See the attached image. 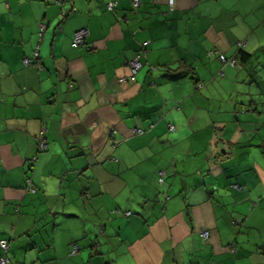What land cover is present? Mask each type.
I'll return each instance as SVG.
<instances>
[{
  "label": "crops",
  "instance_id": "0c3cea01",
  "mask_svg": "<svg viewBox=\"0 0 264 264\" xmlns=\"http://www.w3.org/2000/svg\"><path fill=\"white\" fill-rule=\"evenodd\" d=\"M0 239L7 264H264V0H0Z\"/></svg>",
  "mask_w": 264,
  "mask_h": 264
},
{
  "label": "built area",
  "instance_id": "2783aa9c",
  "mask_svg": "<svg viewBox=\"0 0 264 264\" xmlns=\"http://www.w3.org/2000/svg\"><path fill=\"white\" fill-rule=\"evenodd\" d=\"M57 3L61 0H55ZM132 1V7L133 8H137L139 3H140V0H131ZM106 7L108 10H111L113 8V3L109 2L108 4H106ZM87 35V29H79V30H76L74 33H73V36H72V45L74 46H77V45H82L84 43V38L85 36ZM37 56V53L35 52L34 53V57ZM140 55L139 54H136L135 56H133L130 60H128L127 62V65H128V68L131 72V78H133V74L140 68L141 66V62H140ZM219 60L221 62H224V63H228L230 65H235V59L234 58H228L226 56H224L223 54H220L218 56ZM22 63L24 65H28L31 63V59L27 58V57H24L22 59ZM125 80V78L121 77L119 78L118 81L120 82H123ZM172 128V127H171ZM134 133H138L140 132L139 130H136L134 129L133 130ZM38 148L40 150H45L47 148V143L44 139V128L40 131V136H39V139H38ZM164 174L162 171H158V180L161 181L162 178H163ZM26 187L31 189L32 186L30 184V181L29 179L26 180ZM33 189V188H32ZM125 216L129 215V211H126L124 213ZM207 235V232L206 231H203L201 233V236L202 237H205ZM7 242L5 240H0V249L2 250V254H0V264H6V262L8 261L7 259V256L5 255L6 253V250H7ZM77 249V246L76 245H73L72 247V250H71V253H74Z\"/></svg>",
  "mask_w": 264,
  "mask_h": 264
},
{
  "label": "trees",
  "instance_id": "16d2710c",
  "mask_svg": "<svg viewBox=\"0 0 264 264\" xmlns=\"http://www.w3.org/2000/svg\"><path fill=\"white\" fill-rule=\"evenodd\" d=\"M71 9H72V10H71ZM71 9H70L71 11H75V10H74V7L71 8ZM132 9H135V8L132 7ZM41 31H42V30H41ZM239 55H240V60H242V61L245 60L246 58H248V56H249L248 53L243 52V51H239ZM23 58H24V57H23ZM23 58H22V59H23ZM37 58H38V56L32 58V60L35 61V59H37ZM32 60H31V62H32ZM235 62H236V60H235ZM39 136H40V134H39ZM38 149H39V148H38ZM39 150H40V149H39ZM40 151H41V150H40ZM33 159H34V158H33ZM27 179L30 180V178H28V177L26 178V180H27ZM26 180H25V182H26ZM123 214H124V213H123ZM129 214H131L130 211H129ZM0 240H2V239H0ZM3 240H5L6 242H8V239H3ZM7 245H8V244H7ZM77 248H78V247H77ZM70 253H71V251H70ZM0 254H2V250H1V249H0ZM7 254H8V247H7V250H6L5 255L7 256ZM7 259H8V257H7ZM7 262H8V261H7ZM7 262H6V264H7Z\"/></svg>",
  "mask_w": 264,
  "mask_h": 264
}]
</instances>
